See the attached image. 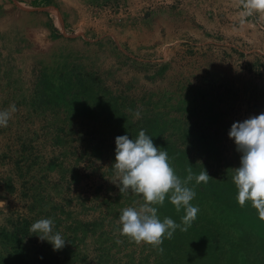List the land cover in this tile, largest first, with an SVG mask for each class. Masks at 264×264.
<instances>
[{"label":"rangeland","instance_id":"374dc122","mask_svg":"<svg viewBox=\"0 0 264 264\" xmlns=\"http://www.w3.org/2000/svg\"><path fill=\"white\" fill-rule=\"evenodd\" d=\"M158 1L41 43L0 10V260L163 264V229L179 226L174 264H264L263 3ZM105 99L150 122L151 171L178 174L170 198L135 181L118 196Z\"/></svg>","mask_w":264,"mask_h":264},{"label":"trees","instance_id":"16d2710c","mask_svg":"<svg viewBox=\"0 0 264 264\" xmlns=\"http://www.w3.org/2000/svg\"><path fill=\"white\" fill-rule=\"evenodd\" d=\"M105 101L106 102L103 103V110L105 108H107V110L112 109L111 111H108L107 114L113 117V115L116 113L119 122L118 125L121 126H118L119 128L116 131V133H118V137L113 136L115 140L114 142L110 139H107V135L105 137V139H107L106 141H108V148L111 149L114 160L119 161V164L123 169L124 176L118 184L120 191L118 196L121 197L122 195V187L128 186V184L133 185V181L137 183L138 188L141 187L143 195H148L151 198L156 192H158L157 196L160 195L159 189L162 188L163 191L167 184H171L169 189H172V192L177 191L174 189V187H178V179H175V176L178 174L174 173L172 176L170 174L158 176L157 174H154L153 171H151V167L157 166L156 161L153 158L154 151L151 143L158 137L157 134L154 133L150 122L146 120L144 125H140L138 122L131 120L129 117L126 118V114L122 112L123 110L120 103L115 102L112 104L111 99H105ZM148 153L150 154L149 156ZM114 168L116 167L114 166ZM167 191L170 192L168 189ZM166 194L168 193L161 194L160 198H170V196H165ZM119 197H116V202L119 201ZM184 198H189L188 200H192V202L194 201L195 205H201L199 204L200 200L196 198V196L186 195ZM171 201L173 203L176 201H178V204L181 203L177 197L171 198ZM183 208L184 205H181L176 209L182 210ZM193 220L197 222L196 218H193ZM71 229L76 234V232L79 230V227L73 226ZM178 229L179 226L177 229H163V242L160 246L161 252L164 253L163 258H161L163 259L161 260L163 261V264H174V247L177 245L176 242L180 241L181 239ZM13 236L15 237L16 234ZM55 260H57V258H55ZM0 264H58V262L54 261L53 257L42 254L33 260L27 256L23 249H21L12 258L1 259Z\"/></svg>","mask_w":264,"mask_h":264},{"label":"crops","instance_id":"0c3cea01","mask_svg":"<svg viewBox=\"0 0 264 264\" xmlns=\"http://www.w3.org/2000/svg\"><path fill=\"white\" fill-rule=\"evenodd\" d=\"M253 3H263L264 0H254ZM158 0H0V10L5 11L16 6L21 19L27 18L24 29L34 30L35 41L47 42L46 38L62 34L85 33L89 24H99L105 27L101 13L112 11V16L119 13L122 5L129 15H139ZM122 4V5H121ZM161 4V3H160ZM118 5H121L118 9ZM152 5V6H151ZM258 8L260 6L258 5ZM118 10V11H117ZM264 11V10H262ZM33 21V22H31ZM101 24V25H100ZM49 36V37H48Z\"/></svg>","mask_w":264,"mask_h":264}]
</instances>
